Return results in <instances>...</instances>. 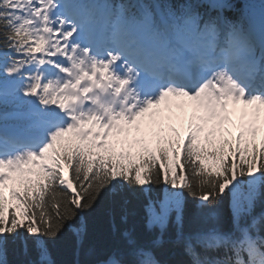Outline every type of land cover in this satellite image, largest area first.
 Instances as JSON below:
<instances>
[{
	"label": "snow or ice",
	"instance_id": "6c2138e0",
	"mask_svg": "<svg viewBox=\"0 0 264 264\" xmlns=\"http://www.w3.org/2000/svg\"><path fill=\"white\" fill-rule=\"evenodd\" d=\"M98 7L0 0V96L22 93L38 116L27 139L0 134V264L17 240L35 251L29 264H55L48 241L125 185L164 186L145 206L159 234L141 244L126 231V248L100 264H168L157 255L167 244L188 264H264V214L245 219L264 185V3L245 23L126 0L103 5V28ZM189 111L181 133L174 121ZM75 231L82 240L83 219Z\"/></svg>",
	"mask_w": 264,
	"mask_h": 264
},
{
	"label": "trees",
	"instance_id": "16d2710c",
	"mask_svg": "<svg viewBox=\"0 0 264 264\" xmlns=\"http://www.w3.org/2000/svg\"><path fill=\"white\" fill-rule=\"evenodd\" d=\"M242 1L226 0L225 5L227 7L223 8V17L229 21H239L246 18L241 6ZM125 2L126 0H114V5ZM160 2L161 4H170L173 7L191 3L197 6L200 13L216 17L218 16L217 8H212L210 5L213 2L222 3L223 0H211L208 4L201 0H160ZM26 99L12 95L0 96V106H7L13 102H17L22 106L25 104ZM2 118L6 121L25 123L30 129L36 130V124H29L33 116L24 113L22 110L11 109L5 111L2 113ZM183 120L185 119L183 118ZM178 127L181 131L182 125L180 123ZM228 138L231 139L232 137L229 136ZM243 192H248L247 187L243 189ZM258 193L251 215L245 218L247 221H250L252 217H259L264 214V185L259 187ZM163 194V185L153 187L148 195H145L139 187L130 188L126 185L119 194L114 195L111 190L103 191L92 208L74 217L55 240L48 241L52 260L55 264H100L114 250L126 248L124 237L126 231H130L139 243H147L152 237L159 234V229L148 230L145 206L148 203L149 196L152 199H162ZM184 196L186 213H189L194 209L197 201L188 196L187 192L184 193ZM230 203L231 194L225 197L220 205L223 217L229 222L231 220ZM81 219L86 224V232L82 240L75 231L80 228ZM260 234L264 235V223L260 226ZM165 238H174L172 223L169 225ZM29 244L31 245L30 240ZM157 255L158 258L167 261L168 264H188L189 261L181 247L170 244L158 250ZM219 255H222V253H219ZM7 258L9 264H29L37 257L34 250H30L28 254H25L23 245L17 240L15 243H9Z\"/></svg>",
	"mask_w": 264,
	"mask_h": 264
},
{
	"label": "rangeland",
	"instance_id": "374dc122",
	"mask_svg": "<svg viewBox=\"0 0 264 264\" xmlns=\"http://www.w3.org/2000/svg\"><path fill=\"white\" fill-rule=\"evenodd\" d=\"M173 112L176 113V114L178 115V114L180 113V110L174 107V108H173Z\"/></svg>",
	"mask_w": 264,
	"mask_h": 264
}]
</instances>
